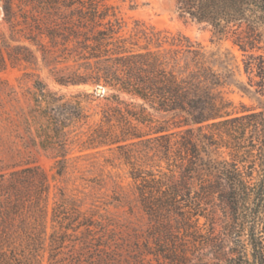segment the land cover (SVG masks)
Instances as JSON below:
<instances>
[{"label": "trees", "instance_id": "16d2710c", "mask_svg": "<svg viewBox=\"0 0 264 264\" xmlns=\"http://www.w3.org/2000/svg\"><path fill=\"white\" fill-rule=\"evenodd\" d=\"M101 1L43 2L40 10L58 16V21L47 19L46 32L37 17H29L31 33L35 28L36 35L59 45L61 61L51 60L63 67L53 68L54 82L102 86L114 104L89 135L92 145L116 152L132 167L135 200L150 219L181 217L193 251L206 250L199 264H264V101L258 111L233 113L221 92L229 59L181 34L139 22L125 36L123 22ZM3 2L9 18L12 0ZM176 11L210 27L219 40L231 38L247 54L245 70L255 71L264 92V55L254 53L264 40V0H177ZM42 53L44 63L52 64V53ZM0 66H6L1 50ZM38 86L36 101L54 112L46 124L57 142L55 175L60 176L66 163L65 128L80 113L68 112L69 104L59 99L52 105L54 96ZM153 114L167 119L156 120ZM49 200L50 184L38 167L0 168V264H41L37 253L45 243ZM52 200V221H68L62 227L58 223L64 230L53 239L58 249L81 213L67 215L71 201L62 192ZM200 217L205 218L202 227ZM93 225L78 221L75 229L84 226L93 234ZM152 256L157 264L186 261L171 250ZM98 262L112 264L101 255Z\"/></svg>", "mask_w": 264, "mask_h": 264}, {"label": "rangeland", "instance_id": "374dc122", "mask_svg": "<svg viewBox=\"0 0 264 264\" xmlns=\"http://www.w3.org/2000/svg\"><path fill=\"white\" fill-rule=\"evenodd\" d=\"M45 1L54 0H12L11 15L7 18L4 2L0 0V50L6 59V66L0 68V168L36 166L47 176L50 200L45 220V243L37 253L39 261L41 264H53L54 260L58 264H100L101 255L105 262L123 258L119 263L157 264L152 255L171 250L184 255L187 262L184 260L182 264H199L197 259L206 250L193 251L181 217L170 215L150 219L135 200L137 194L129 174L132 167L116 152H109L106 147L95 148L89 140L92 130L102 121L103 112L114 106L112 101L106 100V91L99 95L97 87L102 86L61 87L54 82L53 68L63 67L51 60L57 57L56 61H61L59 45L52 44L44 35H36L35 28L33 33L29 31V25H33L29 18L32 15L39 20L41 32L47 30V19L58 21L56 12L48 15L40 10ZM176 2L102 0L100 3L110 7L109 14L114 13L123 22L122 34L125 36L130 34L134 22H139L157 31L181 34L206 52H217L221 59H229L228 78L221 92L231 103L230 111L237 114L258 111L264 101V92L258 85L255 71L250 74L245 70L247 54H243L231 38L219 40L210 27L180 16ZM259 47L261 50L254 52L255 55H264V40ZM43 49L52 53V64L44 63ZM38 83L54 96L52 105H58L56 100L59 99V104H69L68 112L80 113V117L68 122L65 128L66 163L60 176L55 175L56 161L60 158L55 152L57 142L46 124L47 115L52 116L54 112L51 107L45 110V104L36 101ZM152 116L160 121L167 119L156 114ZM60 192L71 201L67 215L74 216L77 212L81 215L70 223L72 230L66 232L64 243L55 249L53 239H59L64 231L58 223L61 227L68 223L60 218L58 223L52 221V198ZM182 210L186 209L182 207ZM217 218L220 222L221 214ZM78 221H93L90 229L94 233H85L84 226L75 229ZM204 223L205 218L200 217L198 226L202 227ZM160 263L174 264L162 260Z\"/></svg>", "mask_w": 264, "mask_h": 264}, {"label": "water", "instance_id": "95a60500", "mask_svg": "<svg viewBox=\"0 0 264 264\" xmlns=\"http://www.w3.org/2000/svg\"><path fill=\"white\" fill-rule=\"evenodd\" d=\"M105 89L103 88V87H97V93L99 94V95H103L104 93H105Z\"/></svg>", "mask_w": 264, "mask_h": 264}]
</instances>
